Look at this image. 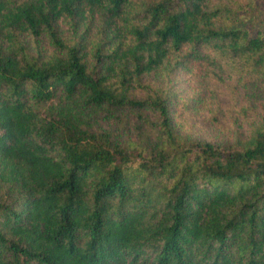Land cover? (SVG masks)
Listing matches in <instances>:
<instances>
[{
    "label": "trees",
    "instance_id": "1",
    "mask_svg": "<svg viewBox=\"0 0 264 264\" xmlns=\"http://www.w3.org/2000/svg\"><path fill=\"white\" fill-rule=\"evenodd\" d=\"M0 264H264V0H0Z\"/></svg>",
    "mask_w": 264,
    "mask_h": 264
},
{
    "label": "rangeland",
    "instance_id": "2",
    "mask_svg": "<svg viewBox=\"0 0 264 264\" xmlns=\"http://www.w3.org/2000/svg\"><path fill=\"white\" fill-rule=\"evenodd\" d=\"M195 135L210 140H214L215 138H217L216 130H214V128L207 124H203L201 127H197Z\"/></svg>",
    "mask_w": 264,
    "mask_h": 264
}]
</instances>
